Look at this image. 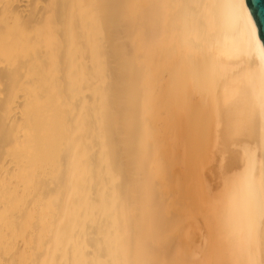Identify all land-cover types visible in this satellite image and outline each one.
Instances as JSON below:
<instances>
[{"label": "bare ground", "instance_id": "obj_1", "mask_svg": "<svg viewBox=\"0 0 264 264\" xmlns=\"http://www.w3.org/2000/svg\"><path fill=\"white\" fill-rule=\"evenodd\" d=\"M0 264H264L247 0H0Z\"/></svg>", "mask_w": 264, "mask_h": 264}, {"label": "water", "instance_id": "obj_2", "mask_svg": "<svg viewBox=\"0 0 264 264\" xmlns=\"http://www.w3.org/2000/svg\"><path fill=\"white\" fill-rule=\"evenodd\" d=\"M247 3L255 20L259 38L264 45V0H247Z\"/></svg>", "mask_w": 264, "mask_h": 264}, {"label": "rangeland", "instance_id": "obj_3", "mask_svg": "<svg viewBox=\"0 0 264 264\" xmlns=\"http://www.w3.org/2000/svg\"><path fill=\"white\" fill-rule=\"evenodd\" d=\"M197 207L194 206L192 203H189L183 210L182 212V215H183V218L188 220L189 218H194V217H200L198 214H197ZM188 216H187V215ZM195 214V215H194Z\"/></svg>", "mask_w": 264, "mask_h": 264}]
</instances>
